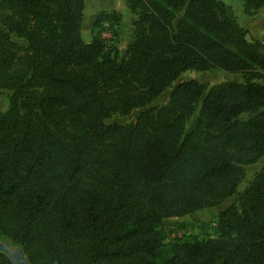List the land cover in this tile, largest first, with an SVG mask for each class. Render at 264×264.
I'll return each instance as SVG.
<instances>
[{
  "label": "trees",
  "instance_id": "obj_1",
  "mask_svg": "<svg viewBox=\"0 0 264 264\" xmlns=\"http://www.w3.org/2000/svg\"><path fill=\"white\" fill-rule=\"evenodd\" d=\"M85 1L0 0V92L13 93L0 111V237L30 264H264V167L241 192L264 158V43L221 0H127L121 58L122 16L100 12L86 43ZM242 2L246 15L264 8ZM214 70L245 81L177 84ZM135 110L129 126L106 124ZM236 196L217 238L165 242V220ZM0 264H12L1 251Z\"/></svg>",
  "mask_w": 264,
  "mask_h": 264
},
{
  "label": "rangeland",
  "instance_id": "obj_2",
  "mask_svg": "<svg viewBox=\"0 0 264 264\" xmlns=\"http://www.w3.org/2000/svg\"><path fill=\"white\" fill-rule=\"evenodd\" d=\"M232 7L233 14L238 19L239 23L249 29L252 36L264 43V8L253 13L252 15H246L242 0H221ZM105 3L106 12H116L113 8L121 5L127 6L126 0H87L85 4L84 19L82 24V37L86 43L92 41V27L93 20L98 10L99 3ZM128 8V7H127ZM120 9V8H119ZM136 17L122 18V23L118 27V38L115 39V43L120 51L121 58H125L128 45H130L133 35H130V26L133 31V22ZM104 36L107 39H112L110 32L104 31ZM110 34V35H109ZM121 37V38H120ZM264 51V50H263ZM188 81H199L205 85L208 89L223 84L225 82H239L245 81V76L242 74H226L218 70L211 72H194L189 71L182 74L177 84ZM255 83H260L255 81ZM176 85V84H175ZM172 90L169 89L162 96L156 99L150 107H162L168 104ZM13 95L10 91L0 92V111L6 112L9 109L10 98ZM141 113V110H135L128 115L121 113L114 114L109 120L107 125H121L129 126ZM198 117V111L194 114L191 121L187 124V131H190ZM250 115L244 116L243 119H249ZM264 167V158L256 165L246 167V179L243 183L241 192L243 193L255 175ZM240 208L239 197H232L218 207L203 210L184 217L170 218L163 222L159 227V231L165 238L166 243H175L178 241H189L192 239H198L199 241H206L208 239L217 238L219 236L217 229V222L220 214L229 207ZM0 251L11 261L17 262L23 260L28 262V259L24 251L12 243L5 237H0Z\"/></svg>",
  "mask_w": 264,
  "mask_h": 264
},
{
  "label": "crops",
  "instance_id": "obj_3",
  "mask_svg": "<svg viewBox=\"0 0 264 264\" xmlns=\"http://www.w3.org/2000/svg\"><path fill=\"white\" fill-rule=\"evenodd\" d=\"M87 1V0H86ZM85 1V2H86ZM127 1V0H126ZM104 7H105V3H99V5H98V10H96V15H95V18H94V20H93V24H94V22H95V19H96V17H97V15L100 13V12H103V11H109V10H105L104 9ZM120 8V9H119ZM113 11H116L118 14H120L121 16H122V18H124L125 19V17H134V15L131 13V11L127 8V6L125 5V6H123V5H121V2H120V6L119 7H115V8H113ZM123 22V21H122ZM121 22V23H122ZM130 35L132 36L133 35V31H132V27L130 26ZM121 38V37H120ZM132 38V37H131ZM128 47H129V45H128ZM263 54H264V51L262 50L261 51Z\"/></svg>",
  "mask_w": 264,
  "mask_h": 264
},
{
  "label": "water",
  "instance_id": "obj_4",
  "mask_svg": "<svg viewBox=\"0 0 264 264\" xmlns=\"http://www.w3.org/2000/svg\"><path fill=\"white\" fill-rule=\"evenodd\" d=\"M12 264H30V262L28 261V262H26V261H23V260H19V261H17V262H13V261H11L10 259H8Z\"/></svg>",
  "mask_w": 264,
  "mask_h": 264
}]
</instances>
